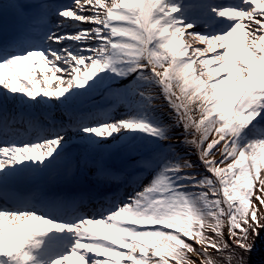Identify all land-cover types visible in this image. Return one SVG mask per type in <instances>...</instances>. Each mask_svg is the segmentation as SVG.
I'll list each match as a JSON object with an SVG mask.
<instances>
[{
    "label": "snow or ice",
    "instance_id": "1",
    "mask_svg": "<svg viewBox=\"0 0 264 264\" xmlns=\"http://www.w3.org/2000/svg\"><path fill=\"white\" fill-rule=\"evenodd\" d=\"M0 14V264L53 231L76 239L54 264H241L264 230V0Z\"/></svg>",
    "mask_w": 264,
    "mask_h": 264
},
{
    "label": "bare ground",
    "instance_id": "2",
    "mask_svg": "<svg viewBox=\"0 0 264 264\" xmlns=\"http://www.w3.org/2000/svg\"><path fill=\"white\" fill-rule=\"evenodd\" d=\"M0 2H2V0H0ZM176 3H180L178 0H175ZM228 2V1H227ZM193 21L191 19L188 20V23H192ZM3 23V16L2 14H0V31H2L4 29V27L2 26ZM203 31H207L208 30V26L205 27L204 29H202ZM4 39V35L0 34V41H2ZM185 39L187 40L188 37H185ZM203 46V45H201ZM87 63V62H86ZM83 67V66H82ZM59 75V74H58ZM55 87V85H54ZM126 110L123 107H119L116 109V118L120 117V114L124 113ZM55 118H61V115L59 113H55ZM254 124L256 123L255 121L253 122ZM251 128V125L249 126L248 129H244L242 132H247L249 133V129ZM247 140H244L243 143H245ZM72 236V235H71ZM70 237L66 236L65 232L61 233V232H57V231H53L52 233L46 234L44 235V240L41 241V249L43 252L45 250H47V253L52 252V255H60L61 251L64 249V245L63 243H68L70 242ZM53 244H58L57 247H53ZM46 253V252H44ZM33 254V253H32ZM53 259V258H52ZM51 259V262H53V260Z\"/></svg>",
    "mask_w": 264,
    "mask_h": 264
},
{
    "label": "rangeland",
    "instance_id": "3",
    "mask_svg": "<svg viewBox=\"0 0 264 264\" xmlns=\"http://www.w3.org/2000/svg\"><path fill=\"white\" fill-rule=\"evenodd\" d=\"M179 1V0H178ZM199 27H205L203 24L199 25ZM155 104H157L158 106L162 104V101H155ZM161 127V134H169L170 131L171 132H175V129L169 130L168 128H164L163 126H159ZM247 132H241L240 134V138H241V142L242 144L246 145L248 143V141H246L245 143H243L244 140H247L245 137L247 136ZM210 142V141H209ZM191 159H195V157H191ZM151 177L149 176L147 179H150ZM255 204L257 205L258 202L254 199ZM193 242L194 241H190ZM246 258L247 264H264V247H262L261 249H257L255 251V253H251L249 254Z\"/></svg>",
    "mask_w": 264,
    "mask_h": 264
},
{
    "label": "trees",
    "instance_id": "4",
    "mask_svg": "<svg viewBox=\"0 0 264 264\" xmlns=\"http://www.w3.org/2000/svg\"><path fill=\"white\" fill-rule=\"evenodd\" d=\"M252 208H256L257 205L253 202L252 205H251ZM251 242V241H250ZM262 247H264V230H262L259 234V237L256 238L255 240V245L253 247V250L251 253H255V251L257 249H261ZM251 253H248V254H245V257H247L249 254Z\"/></svg>",
    "mask_w": 264,
    "mask_h": 264
},
{
    "label": "clouds",
    "instance_id": "5",
    "mask_svg": "<svg viewBox=\"0 0 264 264\" xmlns=\"http://www.w3.org/2000/svg\"><path fill=\"white\" fill-rule=\"evenodd\" d=\"M254 239V238H253ZM241 264H247L246 258L244 261L241 262Z\"/></svg>",
    "mask_w": 264,
    "mask_h": 264
}]
</instances>
